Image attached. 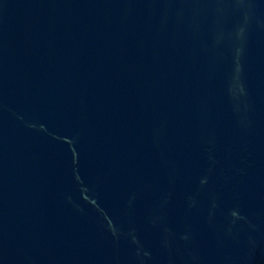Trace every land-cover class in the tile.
Wrapping results in <instances>:
<instances>
[{
    "label": "water",
    "instance_id": "1",
    "mask_svg": "<svg viewBox=\"0 0 264 264\" xmlns=\"http://www.w3.org/2000/svg\"><path fill=\"white\" fill-rule=\"evenodd\" d=\"M0 264H264V0H0Z\"/></svg>",
    "mask_w": 264,
    "mask_h": 264
}]
</instances>
